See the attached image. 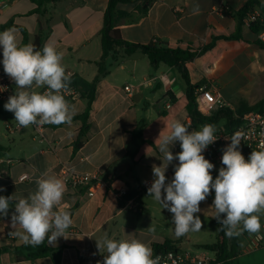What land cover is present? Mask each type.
<instances>
[{"label": "crops", "instance_id": "obj_1", "mask_svg": "<svg viewBox=\"0 0 264 264\" xmlns=\"http://www.w3.org/2000/svg\"><path fill=\"white\" fill-rule=\"evenodd\" d=\"M250 0H147L149 6L127 0L118 3L121 14L116 28L124 40L147 45L161 40L173 48L201 49L217 37L210 51L188 63L194 85H212L238 113L264 100V48L258 45L253 26H242L241 39L227 40L240 26L238 12ZM252 11H260L264 18V0H257ZM110 0H57L38 4L32 0H0V32L2 26L13 21L18 44L23 45L21 29L28 33V43L35 45L43 34L42 47L54 46L63 54L66 72L93 81L98 73L96 62L103 56L101 33ZM39 13H34L36 9ZM250 11V12H252ZM36 46V45H35ZM110 73L97 85L95 100L87 120L89 129L84 144L75 150L84 126L79 118L87 108L82 97L71 106L75 110L71 125L60 124L38 132L31 125L19 126L14 114L5 110L0 100V196L10 197L9 215L0 216V248L24 245L11 235L17 229L10 224L15 204L37 189V180L46 176L62 181L59 170L65 165L75 171L97 176L100 184L96 194L88 195L87 187L70 189L55 211H67L73 224L59 237L52 248L63 247L62 264H94L105 250H98L97 241L105 236L115 240H139L153 250L154 244L167 239L181 249L208 256L215 254L201 248L215 244L218 231L210 227L215 217L211 207L214 190L202 202L198 214L203 222L199 231L176 237L171 213L148 196L147 183L154 180L152 166H160L159 135H167L170 125L179 120L189 131L192 126L188 113L187 86L182 73L174 67L154 68L147 56L138 59L109 60ZM0 68L2 49H0ZM200 85V86H201ZM13 86H16L13 82ZM132 86L129 93L126 87ZM44 88V87H43ZM43 88L34 89L41 91ZM143 125V139L132 132ZM224 125V124H221ZM181 151L179 142L170 149ZM174 160L166 170V183L172 179ZM221 167H214L215 178ZM29 179L21 181L23 175ZM134 196L122 201V193ZM136 201L131 202L132 199ZM137 206V208H136ZM151 226V228H149ZM154 229V231L152 230ZM264 235V231L261 232ZM258 244V245H257ZM264 250V239L250 235L242 240V254ZM154 254V250H153ZM0 264H54L50 257L17 260L14 251L0 253Z\"/></svg>", "mask_w": 264, "mask_h": 264}, {"label": "clouds", "instance_id": "obj_2", "mask_svg": "<svg viewBox=\"0 0 264 264\" xmlns=\"http://www.w3.org/2000/svg\"><path fill=\"white\" fill-rule=\"evenodd\" d=\"M15 28L0 32V49L4 73L14 82L16 91L4 104L5 110L14 114L22 127H37L45 124L71 125L74 108L66 100L71 76L62 63L63 54L49 44L37 50L32 43L18 44ZM46 87L40 92L34 89ZM167 135H159V152L162 164L153 165L154 180L147 189L148 196L170 212L174 233L181 237L199 231L203 227L200 215L201 203L214 190L211 207L220 230L229 238L239 237L244 232L261 235V217L264 216V150L252 151L245 159L239 150L241 133H235L223 149L222 167L214 178V164L203 152L217 137L216 127L205 124L200 130L189 131L179 120L170 125ZM179 142L181 151L173 154L171 147ZM174 160V175L166 183V170ZM37 189L26 198H20L10 217V224L17 230L11 235L26 245L38 246L45 241L56 243L59 237L73 224L67 211H55L65 193L64 183L55 177L46 176L37 180ZM0 191H3L0 188ZM12 196H0V216L9 215ZM151 228V226L149 227ZM154 231V229H152ZM97 248L105 250L103 264H159L153 258V250L136 240H115L107 236L97 241Z\"/></svg>", "mask_w": 264, "mask_h": 264}, {"label": "trees", "instance_id": "obj_3", "mask_svg": "<svg viewBox=\"0 0 264 264\" xmlns=\"http://www.w3.org/2000/svg\"><path fill=\"white\" fill-rule=\"evenodd\" d=\"M35 3L42 4L44 2L49 1H57V0H32ZM127 0H110L107 12L104 18V27L101 33V41H102V49L103 56L100 61L96 62L98 67L97 76L93 81H87L82 77L75 75L71 78L70 86H74L78 88L81 97L87 100V108L83 115L79 118L83 121V128L81 130L80 138L75 144V150L82 147L84 144V139L87 137V131L89 126L87 124V120L89 118L92 104L95 100L96 96V88L98 83L109 75V60H113L114 62H119L120 59H126L130 55L135 52H143L145 56L148 57L152 66L154 68H158L161 65H166L168 67L177 68L181 73L185 80L187 86V110L192 119V126L195 129L202 127L205 124H212L215 127L221 126V124H225L226 128L230 131L237 126H239L242 122L243 115L247 112H254L261 110L264 105V100L259 102L258 104L245 107L238 113H234L231 109L228 108H218L211 115L205 116L202 115L197 108L196 103V90L201 85H194L191 82V78L189 75V71L187 68L188 63L194 61L197 57L203 55L204 53L210 51L214 48L215 43L217 41V37H215L210 44L201 49H183V48H173L170 47L167 43L161 40H155L147 45H137L130 43L123 39L120 30L116 28L117 23L119 22V17L121 14L117 11L116 7L118 3L125 2ZM255 5H259L257 0H250L244 8L238 12V16L240 19V26L237 30L236 34L231 35L229 37H222L227 40H239L241 39V31L242 26L244 24V18L246 15L254 9ZM260 6V5H259ZM261 7V6H260ZM39 13L40 9H36L34 13ZM14 26L13 21L2 26V30L9 29ZM264 29V24L258 23L253 25L252 31L254 34H258L261 30ZM24 41L23 45L28 42V33L25 29H21ZM36 47L43 45V34L40 33L35 40ZM262 48H264V44L259 43ZM42 50V49H40ZM134 138L144 141L143 139V125L138 129L132 132ZM249 157V156H248ZM246 157L245 159H247ZM134 196V192L128 191L127 195L122 199V201H127ZM210 227L217 229L218 231V240L215 244L203 245L202 249L206 251H210L215 254V260L213 264H234L235 260L242 254L241 245L242 240L249 235V233L244 232L239 237L229 238L225 235L224 231L220 230V225L213 218L210 222ZM181 249L177 243H174L172 240L167 239L163 244H154L153 250L154 253H162L167 250H179ZM12 250L15 252L17 256V260H31L34 261L39 258L50 257L54 264H62V254L63 247L61 248H52L48 245L47 240L41 243L38 246L32 245H22L20 247L13 248H0V253Z\"/></svg>", "mask_w": 264, "mask_h": 264}, {"label": "built area", "instance_id": "obj_4", "mask_svg": "<svg viewBox=\"0 0 264 264\" xmlns=\"http://www.w3.org/2000/svg\"><path fill=\"white\" fill-rule=\"evenodd\" d=\"M135 3H143L145 6H149L147 0H130ZM244 23L247 26H253L255 24H264V18L260 11L249 12L244 18ZM259 43L264 44V29L257 35ZM70 74L71 78L74 77L73 73ZM17 89L13 86V81L4 73V70L0 68V100L8 101L9 96L13 95ZM44 87L40 92L46 91ZM125 90L132 93L133 87L128 86ZM66 100L72 105L78 99L81 98V94L78 88L70 86L69 91L64 93ZM196 103L198 111L205 116L211 115L218 108H229V104L223 98L222 94L212 85H201L196 90ZM20 126V125H19ZM38 132H41L47 127L55 126L54 124H45L37 127L31 125ZM22 127V126H21ZM241 133V144L239 150L244 157L250 156L252 151L264 150V105L261 110L254 112H247L243 115L242 122L239 126L235 127L233 131L226 128L225 124L216 128L215 135L217 140L208 146L203 152V155L216 167H222L221 157L223 149L230 143V139L233 134ZM175 168V167H174ZM59 174L62 181L70 189H81L87 187V192L90 197L96 194L95 188L101 183L97 176L91 175L85 172L75 171L65 165L59 170ZM174 175V169L172 170V176ZM28 175H23L20 180H28ZM151 183H147L145 187L149 188ZM127 192L122 193V197L126 196ZM136 201L132 199L131 202ZM137 208V206H136ZM258 245V244H257ZM159 257V264H212V260L200 253H193L184 249L179 250H167L162 253H154L153 258ZM103 255L98 256L94 264H103Z\"/></svg>", "mask_w": 264, "mask_h": 264}, {"label": "rangeland", "instance_id": "obj_5", "mask_svg": "<svg viewBox=\"0 0 264 264\" xmlns=\"http://www.w3.org/2000/svg\"><path fill=\"white\" fill-rule=\"evenodd\" d=\"M262 229L264 231V216L261 217ZM237 264H264V250H259L250 255H243L237 261Z\"/></svg>", "mask_w": 264, "mask_h": 264}, {"label": "water", "instance_id": "obj_6", "mask_svg": "<svg viewBox=\"0 0 264 264\" xmlns=\"http://www.w3.org/2000/svg\"><path fill=\"white\" fill-rule=\"evenodd\" d=\"M144 56L143 52H135L132 55H130L128 58L129 59H138L139 57Z\"/></svg>", "mask_w": 264, "mask_h": 264}]
</instances>
